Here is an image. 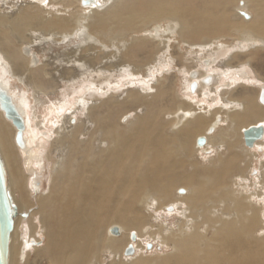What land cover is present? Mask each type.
I'll use <instances>...</instances> for the list:
<instances>
[{
  "label": "bare ground",
  "instance_id": "bare-ground-1",
  "mask_svg": "<svg viewBox=\"0 0 264 264\" xmlns=\"http://www.w3.org/2000/svg\"><path fill=\"white\" fill-rule=\"evenodd\" d=\"M35 1L43 4L48 1L50 5L61 0ZM213 1L79 0L84 10L64 15L46 14L42 4L37 2L39 7L34 11L25 8L20 12L13 9L0 13V87L13 97L26 124L24 145L20 146L16 141L17 128L0 105V150L9 169L11 200L14 196L20 206L11 235L9 264H20L27 253L22 215L28 204L24 202L31 203L34 191L41 185L38 180L41 175L34 167L41 151L32 146L36 135L29 130L33 126L32 117L39 119L40 110L48 116L63 109L61 103L50 101L48 97L45 102L40 97V92L48 96L55 79L47 64L33 67L36 60L29 46L46 38L61 42L75 35H86L90 42L82 52L88 54L94 50L98 41L106 46L122 45L126 63L143 68L153 62V56L139 59L140 52H145L151 44L159 54L166 48L172 33L179 36L180 44H187L189 49L198 47V52L226 46L219 42L221 35L234 34L244 41L264 43V0H222L211 6ZM66 2V6L68 2L71 6L75 0ZM247 11L252 12V16L246 18ZM241 18L244 22H239ZM162 23L168 26L163 28ZM153 30L164 36L158 44L155 35L136 36L138 32ZM130 35L133 37L129 38ZM101 54L105 52L88 59L86 54L77 51L67 55V62L73 61L86 69L98 63ZM235 58L233 53L232 59ZM200 59L205 69L215 61L209 57ZM7 66L19 80L25 81L27 77L32 85L35 103L30 110L26 98L11 87L6 76ZM228 70L223 72L226 74ZM71 72L72 76L83 73L75 69ZM64 73L70 74V71ZM188 73L186 85L190 96L199 92L206 97L212 94L210 100L215 101L220 95L227 108L204 111L202 104L193 100L185 102L172 93V85L158 80L152 86L155 93H149L151 100H146L141 92L131 91L123 102L106 98L100 104L89 105L93 128L78 122L71 112V117L67 118L69 124L58 126L56 123L58 127L47 152L49 159L57 158L52 165L49 191L38 195L37 210L30 217L31 236L37 237L41 226L46 234V244L36 247L38 257L48 264H104L109 254L114 257L111 264H123L124 251L130 245L141 246L144 238L161 235L171 252L139 255L131 264H264V236H256L257 231L264 228V212L255 199L264 196V181L260 180V185L256 183L259 191L249 195L238 194L233 187L234 174L244 176L246 171H253L252 160L242 165L243 152L258 148L264 152V134L255 139L252 146L245 141V131L253 125H262L264 133V105L259 101L264 81L258 76L259 79L238 73L230 76L233 84L237 79L243 81L230 88L228 86L233 84L226 82L223 86L219 74L210 70L190 69ZM91 75H87L90 76L87 86L98 82ZM248 84L258 86L259 92L245 91ZM100 86L94 90H99ZM240 88L244 90L236 92ZM146 102L145 115L122 125L127 104ZM166 114L172 117L166 118ZM222 121H226V126H221ZM168 127L171 131L166 129ZM200 138L205 139L204 144L199 143ZM213 146L225 147L226 151L219 150L210 165L195 159L197 152ZM256 171L259 172L257 168ZM18 188L22 191L21 197L15 193ZM153 205L168 212L184 209L186 220L164 234L166 225L153 227L154 215L149 210ZM37 217L38 224L34 222ZM116 226L120 227L121 235L115 232ZM133 232L139 242L135 239L133 243ZM25 262L28 264L27 259Z\"/></svg>",
  "mask_w": 264,
  "mask_h": 264
},
{
  "label": "rangeland",
  "instance_id": "rangeland-1",
  "mask_svg": "<svg viewBox=\"0 0 264 264\" xmlns=\"http://www.w3.org/2000/svg\"><path fill=\"white\" fill-rule=\"evenodd\" d=\"M197 1L202 2L203 0H197ZM240 1H244V0H240ZM37 2L38 1L35 0H20V1L0 0V13H9L13 11V9L14 12H20L25 8H33L32 10L34 11L37 10V8L39 7L37 5L38 3L42 4V9L44 12H46V14L48 12H51L52 14L58 13L64 15V14H69L70 12H76V11L82 12L84 10L83 8L84 6L80 4L79 0H75V3H73V5L71 4V6L69 2H68V6H66L67 5L66 0H61L58 3H53L50 5H48L49 3L48 1L45 4L41 2L38 3ZM221 2L222 0H214L211 6H216ZM247 13L252 16V12L247 11ZM241 21L244 22L242 18L239 20V22ZM162 25L163 28L165 26L166 27L168 26L167 23L164 24L162 23ZM163 28L161 29L163 30ZM146 35L150 37L152 35L157 36L155 39L157 44L164 37L163 34L161 37L160 34L154 30L150 32L149 31L138 32L136 36L143 37ZM130 36L131 37L129 38L133 37V35ZM178 37L179 36L176 35L175 33L170 34L169 39L167 37L169 43H167L166 48L164 49L161 48L162 51H160L159 54L158 52H155V50L153 49L155 46H152L151 44H148V47L145 48L146 49L145 52L141 50L142 52H140L141 56L139 59L143 57V60H145L146 56L149 55L153 56L152 57L153 62L143 68H137L133 64L126 63L124 59L125 47L122 45L110 44V46L109 45L106 46L103 45V43H101L100 41H98L95 43L96 48L94 50L88 51V54L87 52L84 51L82 52L83 47H85L86 44L90 42L87 41L88 37L86 35L82 37L75 35L70 37L66 41H61V42L53 41L49 38H46L47 40L45 39L41 42L40 41L34 42L31 46H29L30 54H32V56L35 57L36 60L33 67H39L41 65L47 64L48 65L47 68L51 70L55 79L51 83L53 90L48 94V96L40 92L39 93L40 97L44 99L43 101L45 102L47 101L46 98L48 97L47 99L50 101L54 100V102L56 103L59 104L61 103L63 109L61 111L47 114L48 116L42 114L43 112L42 110H40L39 115L41 117L39 119L38 118L34 119L32 117L31 124L33 126L29 127V130H31V134L36 135V141L32 142V146L38 152L39 150L41 151L39 152L40 159L36 160L34 164V167L36 168L37 172L41 175L40 178L38 177V180L39 182H41V185H38L39 190L37 189L34 191L33 193L34 197H31L30 199L31 203L24 202L25 204H28L27 208L23 211L24 214L22 215V217L24 218L22 231L25 230L23 231V236L25 237V241H26L25 251L27 253H25L24 256L22 257L23 259L22 261H20V264H26L25 262L26 259L28 264H48L46 260L38 257L36 252L37 246L42 248V246L46 244V234L42 231V226H41V228L39 227L37 231L38 238L36 237V235L31 236L30 217H33V213H35L37 210L36 208L38 206V201H37L38 195L45 194L49 191L52 165L57 160V158L53 157L52 160L49 159L47 156V152L51 149L55 129L59 126V124L63 125L64 123H67L68 117L74 116L79 120L78 122H83L84 124L87 125V127L93 128L94 125L91 121L92 116L90 117V115H88L89 105L92 106L91 104H100L101 100L106 98L107 99L114 98V100H117V102H121V101L123 102L126 99L128 93L131 91L141 92L142 95L144 94V98L146 100H151L152 97L150 96H152L156 91L155 89H152V86L156 85L158 80L162 83L166 82L167 85L170 86L172 85L171 87V89L173 88L172 93L173 94L175 93V95L178 94L184 101L193 100L195 102H199V104H202L205 107L204 111L213 110L221 106L227 108L225 106L226 104L224 105L223 101L221 100L220 95H218L215 101L210 100L212 94L208 95L207 97L204 94H201L200 92L197 93L195 96L193 95V97L189 95V91L187 89L186 84L188 83V77H189L188 72L190 69H198L200 72H203L204 70H210L214 74L216 73L217 75L219 74L218 79L223 86H225L226 82H230L231 84H233L232 78L230 79V76L237 75L238 73L240 74L245 73L254 78L255 77L257 78L258 76L261 81H264V48H263L264 43H260L259 41H255V40L244 41L240 39V36L234 34L226 35V36L221 35L219 42L223 43L226 46H224L220 50L212 47L211 49L208 50L205 49L203 52L201 51L198 52L197 51L198 47H193L192 49H189L187 44H183L182 42L180 44V40L178 39ZM77 51H79L81 54H86L84 56L87 57L88 59H90L91 56L92 57L97 56L103 52H105V55L101 54V56H99L100 59L98 60L99 61L98 63H96L93 67H89L85 69L84 66L74 63L73 61L67 62L68 61L67 55L74 53L76 54ZM94 51L95 54L92 55ZM233 53L234 55H236L235 59H232ZM200 57L215 58V61L211 63L209 69H205L206 68L205 63L203 62V60L200 59ZM250 58L251 61L249 62ZM73 69L77 70L78 72L82 71L83 73L79 74L78 76H72L71 71ZM226 69H230L226 73L228 75H226L223 72V70ZM247 69H249V72H246ZM65 70H69L70 74L64 73ZM98 71L101 72L98 73ZM89 74H92L91 75L92 79H96V81H98L96 84L92 86H87V82L88 80H90V76H87ZM59 75L60 78L58 77ZM64 75H66V78L64 77ZM6 76L8 81L10 82L11 87L14 90L16 89L15 91H17L18 93L20 92L19 95L24 96V98H26V100L29 102V110H30V106L35 103V99L33 94L34 90L32 88V85H30V83L28 82L27 77H24L25 81L19 80L16 76L12 74V70L10 66H7ZM105 78H108L107 80H105L106 82L103 81ZM241 80L243 81V79H237L238 82H240ZM238 82L228 87L233 88L238 84ZM244 82L247 83L246 81ZM98 85L99 86L102 85V86H100L101 88H99V90L95 91L94 89L95 87L97 88ZM254 86L256 85L252 86L248 84L246 86L247 89H245V91L250 93L255 92V94H257L259 92V88L258 86L256 87ZM243 90L244 88L236 89V92ZM150 92L152 95H149ZM216 93L217 92H214L215 95ZM145 104L143 103H139L136 105L127 104L125 109L127 115L123 120H121L122 125H125V123L130 119H135L137 117H141L145 115L148 110L147 102ZM229 106H232V104H229ZM69 113L71 116L69 115ZM171 117L172 116H167L166 114V118H171ZM56 123L58 124V126ZM221 123H220L221 126L223 127L226 126V121H222ZM166 129L168 131H171L170 127ZM211 148L208 149L207 151L200 150L199 152H197L195 159L201 164L210 165L211 162L213 161V158L214 159L217 158L219 150H221V152L226 151L225 147H220L218 149V147L213 146ZM255 151H256L255 149H253V151H246V150L245 152L242 151L245 158L242 161V165L244 166L246 162L248 161L250 162V160H252V162H250L252 163L250 164V166L252 167L253 171L252 173L246 171L244 176H242L241 173L234 174L233 187L235 188L238 194H242V192H244L249 195V193H251L252 191L256 193L257 191H259L258 189H260V186L259 187L256 186V183H259L260 185L261 183L259 181L260 180L264 181V168H262V164L264 163V157H263L264 152L262 151L255 152ZM253 152L255 153L256 156L254 155ZM0 154L4 161L8 175L9 172L8 165L5 162V158L3 157L1 150H0ZM256 168L259 170V172L257 173H255L254 171ZM15 193L18 197H21L22 191H20L18 188V190H16ZM13 197H12L13 203L17 205V208L20 210L19 203ZM255 199L257 205L260 207L263 213L264 196H260V197L256 196ZM156 208L157 207L155 205L149 207L150 212L154 215V217L152 218V222H154L153 227H155L154 229H157L160 226V224L166 225L164 234H168L169 231L172 229H177L180 223L182 222V220L183 219L186 220L184 209L183 211L182 209L178 208L172 210L171 212H168L164 209L158 210ZM34 222L36 224L40 223L39 217H37ZM263 226H264V216H263ZM115 228L121 230L120 227L118 226H116ZM120 232L121 231L116 233L118 235L119 234L121 235ZM256 236L262 238V236H264V228H260V230L257 231ZM150 238L151 239L144 238L143 241H141L142 242L141 246H138V243L134 244L133 253H129V254L127 253L129 250L128 247L124 251V255L122 257L123 264H131V261L134 260L139 255L156 256L158 254L171 252V247L162 242L161 235H157V237H150ZM136 240L137 242L140 241L139 239ZM134 242L136 241L133 240V243ZM149 245H151V247H149ZM106 257L107 258H105L104 264H111L114 261L113 256L107 254Z\"/></svg>",
  "mask_w": 264,
  "mask_h": 264
},
{
  "label": "water",
  "instance_id": "water-1",
  "mask_svg": "<svg viewBox=\"0 0 264 264\" xmlns=\"http://www.w3.org/2000/svg\"><path fill=\"white\" fill-rule=\"evenodd\" d=\"M249 16L248 13H245L246 18ZM263 93L264 87L262 88L261 97L263 96ZM0 105L5 111L6 117L10 119L17 128V143L20 146H23L24 131L26 128L25 119L16 106L13 97L3 87H0ZM262 135V125H253L245 131V141L248 146H252L254 140ZM199 143L204 144L205 139L200 138ZM17 216L18 208L11 200L7 169L0 154V264H9L11 235L15 227V218ZM119 231L120 230L116 228L115 232L118 233ZM135 236L136 234L133 233V240L136 239ZM149 247H151V245H149ZM133 252L134 246L130 245L127 253L129 254Z\"/></svg>",
  "mask_w": 264,
  "mask_h": 264
},
{
  "label": "flooded vegetation",
  "instance_id": "flooded-vegetation-1",
  "mask_svg": "<svg viewBox=\"0 0 264 264\" xmlns=\"http://www.w3.org/2000/svg\"><path fill=\"white\" fill-rule=\"evenodd\" d=\"M262 88H263V87H261V90H260V93H259V101L264 105V93H263V96L261 97ZM256 126H257V125H256ZM263 134H264V133H263ZM257 151H261V148H260V149L258 148ZM253 173H254V172H253ZM255 173H257L256 169H255Z\"/></svg>",
  "mask_w": 264,
  "mask_h": 264
}]
</instances>
